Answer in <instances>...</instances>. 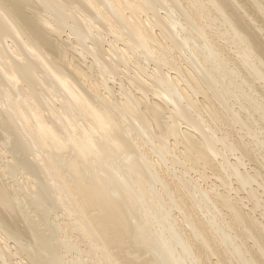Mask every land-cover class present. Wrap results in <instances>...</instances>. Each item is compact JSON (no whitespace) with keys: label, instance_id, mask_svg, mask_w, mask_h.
<instances>
[{"label":"bare ground","instance_id":"obj_1","mask_svg":"<svg viewBox=\"0 0 264 264\" xmlns=\"http://www.w3.org/2000/svg\"><path fill=\"white\" fill-rule=\"evenodd\" d=\"M0 264H264V0H0Z\"/></svg>","mask_w":264,"mask_h":264}]
</instances>
